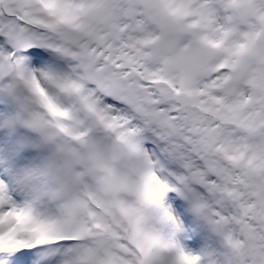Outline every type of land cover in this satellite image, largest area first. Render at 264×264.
Wrapping results in <instances>:
<instances>
[{
  "label": "snow or ice",
  "instance_id": "snow-or-ice-1",
  "mask_svg": "<svg viewBox=\"0 0 264 264\" xmlns=\"http://www.w3.org/2000/svg\"><path fill=\"white\" fill-rule=\"evenodd\" d=\"M0 264H264V0H0Z\"/></svg>",
  "mask_w": 264,
  "mask_h": 264
}]
</instances>
